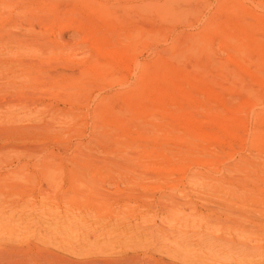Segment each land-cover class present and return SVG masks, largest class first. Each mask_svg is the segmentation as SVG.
Here are the masks:
<instances>
[{
    "label": "rangeland",
    "instance_id": "1",
    "mask_svg": "<svg viewBox=\"0 0 264 264\" xmlns=\"http://www.w3.org/2000/svg\"><path fill=\"white\" fill-rule=\"evenodd\" d=\"M219 1L0 0V264H264V0Z\"/></svg>",
    "mask_w": 264,
    "mask_h": 264
},
{
    "label": "bare ground",
    "instance_id": "2",
    "mask_svg": "<svg viewBox=\"0 0 264 264\" xmlns=\"http://www.w3.org/2000/svg\"><path fill=\"white\" fill-rule=\"evenodd\" d=\"M224 1H226V0H224ZM224 1H223V0H220L219 3H221L222 5H224V3H223ZM227 1H228V0H227ZM235 1H236V0H230V3H231V2L236 3ZM228 3H229V2H227V4H228ZM221 4H220V9L222 8V5H221ZM225 6H227L226 3H225ZM238 7H239V8H236V10H235L234 12L237 13L238 11H240V13H243L242 10H241V9H243V8H241L240 6H238ZM228 8H229V9H228ZM228 8H222V9L225 10V11H227L228 13H229V12L232 13V12H233V10L231 9L232 7H231V8L228 7ZM229 10H232V11H229ZM240 13H239V14H240ZM229 14H230V13H229ZM240 15H242V14H240ZM230 25H231V24H230ZM232 25H233V24H232ZM228 26H229V25H228ZM231 27H232V26H231ZM4 28H5V27H4ZM241 30H242V29H241ZM239 31H240V30H239ZM87 33H88V35L90 34L89 32H87ZM209 33H213V34H214V30H213V29L210 30ZM82 34H83V33H82ZM213 34H212V35H213ZM0 35H1V34H0ZM86 35H87V34H86ZM209 35L211 36V34H209ZM239 35H240V34H239ZM1 36H2V35H1ZM1 36H0V37H1ZM19 36H20V35H19ZM92 36H94V35H92ZM222 36H223V38H224L225 35H222ZM5 37H6V36H5ZM5 37H2V38H5ZM94 37H95V36H94ZM94 37H93V38H94ZM6 38H7V37H6ZM88 38H89V37H88ZM91 38H92V37H90V39H91ZM224 39H225V38H224ZM1 40H2V39H1ZM1 40H0V42H3V41H1ZM10 40H11V39H10ZM13 40H14V39H13ZM6 41H7V39H6ZM8 41H9V40H8ZM11 41H12V40H11ZM17 41H18V40H17ZM224 41H225V40H224ZM13 42H14V41H13ZM7 43H8V42H7ZM9 44H10V43H9ZM2 45H3V44H2ZM13 45H14V44H13ZM3 46H5V45H3ZM7 46H9V45L7 44ZM10 47H11V46H9V48H10ZM4 48H6V46H5ZM4 48H3V50H4ZM7 48H8V47H7ZM14 48H15V47H14ZM102 48H103V47H102ZM16 49H17V48H15V51H16ZM7 50H9V49H7ZM12 50H13V49H12ZM98 50H99V49H98ZM105 50H107V49H105ZM5 51H6V50H5ZM112 51H113V50H112ZM112 51H111V52H112ZM3 52H4V51H3ZM7 52H8V51H7ZM7 52H5V53H7ZM103 52H104V51H103ZM103 52H101V54H102ZM111 52H110V53H111ZM114 52H115V51H114ZM116 52H117V51H116ZM116 52H115V53H116ZM8 53H10V52H8ZM12 53H13V52H12ZM15 53H16V52H15ZM104 54H105V53H104ZM106 54L108 55L109 53H106ZM9 55H10V54H9ZM11 55H12V54H11ZM111 55H112V53H111ZM115 55H116V54H115ZM117 55H119V54H117ZM109 56H110V55H109ZM2 57H3V56H2ZM4 57H5V56H4ZM105 57H107V56L105 55ZM0 58H1V57H0ZM107 58H111V57H107ZM107 58H106V59H107ZM1 62H2V61H0V64H3V63H1ZM17 64H18V63H17ZM4 65H5V63H4ZM12 65H13V63H12ZM119 65H121V64H119ZM119 65H118V66H119ZM17 66H18V65H17ZM10 67H11V66H10ZM0 68H1V65H0ZM19 68H20V66H19ZM31 70H32V69H31ZM18 71H19V70H18ZM21 71H22V69H21ZM13 73H14V72H13ZM17 73H18V72H17ZM17 73H14V74H17ZM19 73H20V72H19ZM21 73H22V72H21ZM64 73H65V72H64ZM28 74L30 75V73H28ZM32 74H33V73H32ZM45 74H46V72H45ZM0 75H2V74L0 73ZM22 75H23V73H22ZM3 76H5V75H3ZM7 77H9V76H7ZM7 77H6V78H7ZM12 77H13V76H12ZM24 77H25V76H24ZM9 78H10V77H9ZM15 78H16V77H15ZM21 78H22V76H21ZM25 78H26V77H25ZM30 78H31V77H30ZM17 79H19V78H16V81H17ZM22 79H23V78H22ZM31 79H33V78H31ZM2 80H3V79H2ZM26 80H27V78H26ZM28 81H29V80H28ZM12 82H13V81H12ZM18 82H19V81H18ZM22 82L24 83V81H22ZM7 83H9V82H7ZM28 84H29V83H28ZM13 86H14V85H13ZM18 86H19V84H18ZM11 87H12V86H11ZM6 88H7V87H6ZM14 88H15V87H14ZM0 93H1V92H0ZM187 130H188V129H187ZM184 133H185V132H184ZM193 133H194V132H193ZM193 133H192V134H193ZM190 134H191V133H190ZM195 134H196V133H195ZM195 134H194V136H196ZM199 135H201V134H198V136H199ZM7 136H8V135H7ZM184 136H185V135H184ZM192 136H193V135H192ZM188 137H190V136H188ZM188 137H187V138H188ZM200 167H201V166H200ZM153 169H154V168H153ZM153 169L151 168V170H153ZM154 170H155V169H154ZM176 171H177V170H176ZM153 172H154V171H153ZM191 183H192V182H191ZM256 200H257V199H256ZM257 201H258V200H257ZM256 218H258V216H257ZM263 220H264V217H263ZM263 222H264V221H263ZM258 226H259V225H258ZM251 227H252V225H251ZM261 227H262V229H263V228H264V225H262ZM247 228H248V227H247ZM253 228H254V227H253ZM241 230H242V229H241ZM243 230H244V229H243ZM246 230H247V229H246ZM254 230H255V229H254ZM254 230H252V231H254ZM258 232H259V231H258ZM241 234H242V233H241ZM258 234H259V233H258ZM249 235H250V234H249ZM256 236H257V235H256ZM261 236H262V235H261ZM103 240H104V239H103ZM97 241H98V240H97ZM97 241H96V242H97ZM96 244L98 245V242H97ZM203 247H204V246H203ZM92 248H94V247H92ZM94 249L97 250V248H94ZM205 249H206V248H205ZM207 249H208V248H207ZM98 250H99V248H98ZM102 250H103V249H102ZM103 251H104V250H103ZM209 251H210V250H209ZM92 252H93V254H94L95 250H93ZM101 252H102V251H100V253H101ZM90 253H91V251H90ZM98 253H99V252H98ZM165 253H166V252H165ZM200 253H201V252H200ZM205 253H206V252H205ZM88 254H89V253H88ZM95 254H97V252H95ZM104 254H105V253H104ZM144 254H145V253H144ZM207 254H208L207 256H206V254H203V255H202V254H201V255L199 254V256H196L195 258H194V256H193L194 259L191 260V262L194 263V264H202V263L204 262V260L207 259L206 257H209V256H210V253H207ZM197 255H198V254H197ZM93 256H94V255H93ZM102 256H103V255H102ZM205 256H206V257H205ZM104 257H105V256H104ZM191 257H192V256H191ZM263 257H264V256H263ZM136 258H138V257H136ZM209 258H210V257H209ZM123 259H124V258H123ZM165 259H166V258H165ZM169 259H170V258H169ZM190 259H191V258H190ZM129 260H130V259H129ZM153 260H154V259H153ZM155 260H156V259H155ZM171 260H172V259H171ZM93 261H94V260H93ZM120 261H121V260H120ZM120 261H119V262H120ZM189 261H190V260H189ZM129 262H130V261H129ZM154 262H155V261H154ZM162 262H163V261H162ZM182 262H183V260H182ZM106 263H107V262H106ZM155 263H156V262H155ZM165 263L168 264V262H165ZM94 264H95V263H94ZM96 264H97V263H96ZM121 264H122V262H121ZM162 264H163V263H162ZM207 264H208V263H207ZM262 264H263V263H262Z\"/></svg>",
    "mask_w": 264,
    "mask_h": 264
}]
</instances>
